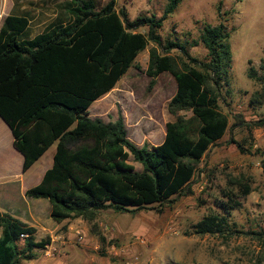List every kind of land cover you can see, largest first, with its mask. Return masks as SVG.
Masks as SVG:
<instances>
[{"label": "trees", "instance_id": "trees-1", "mask_svg": "<svg viewBox=\"0 0 264 264\" xmlns=\"http://www.w3.org/2000/svg\"><path fill=\"white\" fill-rule=\"evenodd\" d=\"M182 2L169 0L161 16L131 18L115 0L104 5L61 0L55 17L32 38L30 16L5 17L0 28V116L24 156V172L58 142L53 166L41 183L26 191L28 197L50 200L56 222L82 218L92 224L107 210L162 213L167 204L194 193L198 165L230 128L222 102L232 67V32L224 18L229 11L222 12L220 2L221 21L204 23L197 39L163 38L159 30ZM151 43L145 69L149 89L163 73L174 77L177 88L167 108L175 119L166 123L161 143L139 146L130 139L121 111L116 121L105 122L92 118L89 109L131 68L142 70L137 58ZM200 43L207 49L205 59L190 52ZM248 76L262 85L251 98L252 105H261L264 75L251 61ZM182 111L186 114H179ZM242 123L238 115L234 126ZM231 142L242 153L252 152L243 141ZM131 156L141 170L129 162ZM230 183L233 188L223 191L228 201H220L223 211L205 215L194 225V233L226 238L243 233L264 243V229L239 231L230 223V211L242 206L236 197L252 191L245 177ZM100 238L105 241L102 234ZM50 240L38 239L36 227L0 211V264H24Z\"/></svg>", "mask_w": 264, "mask_h": 264}, {"label": "rangeland", "instance_id": "rangeland-1", "mask_svg": "<svg viewBox=\"0 0 264 264\" xmlns=\"http://www.w3.org/2000/svg\"><path fill=\"white\" fill-rule=\"evenodd\" d=\"M60 1L0 0V28L7 15L26 14L31 18L29 33L34 35L44 22L55 17ZM96 1L104 5L110 0ZM115 1L119 8L128 10L131 18L142 14L161 16L169 2ZM220 2L222 12L229 11L224 18L232 32V67L222 102L230 128L198 165L192 181L194 193L167 204L162 213L145 210L132 215L107 210L100 212L92 224L82 218L68 220L54 240L47 235L51 239L47 248L36 249L35 258L24 264H264V243L251 236L237 233L226 238L194 233V225L205 215L223 211L220 201H228L223 191L233 186L231 179L241 177L251 181L252 191L242 197L235 188L242 206L230 211V223H235L239 231L264 229V103L251 104L252 95L262 85L248 76L250 61L264 75V0H183L159 32L163 38L173 40L197 39L204 23L217 25L221 21L217 11ZM152 46L153 43L137 58L142 70L131 68L118 82L115 101L105 114L106 119L116 120L121 111L130 139L139 146L162 142L166 123L175 119L167 108L177 88L174 77L163 73L149 89L145 69ZM190 52L200 59L207 57L201 43ZM238 115L245 123L234 126ZM259 121L263 123L257 124ZM231 139L243 141L252 152L242 153ZM129 162L137 170L142 169L132 156ZM37 236L47 237L41 233Z\"/></svg>", "mask_w": 264, "mask_h": 264}, {"label": "crops", "instance_id": "crops-1", "mask_svg": "<svg viewBox=\"0 0 264 264\" xmlns=\"http://www.w3.org/2000/svg\"><path fill=\"white\" fill-rule=\"evenodd\" d=\"M49 21L44 22L43 28L36 34L29 33V37L32 38L40 33ZM114 89L96 100L98 105L91 106L92 109L90 107L89 113L92 118L99 117L105 122H114L118 119H106L105 115L107 110H111L115 101ZM14 140L11 127L0 116V211L36 227L37 233H41L42 236L50 235L54 240L58 229L68 220L62 223L56 222L51 217L50 200L28 197L26 191L41 183L45 172L53 166L58 142H55L28 171L24 172V156L16 149Z\"/></svg>", "mask_w": 264, "mask_h": 264}, {"label": "built area", "instance_id": "built-area-1", "mask_svg": "<svg viewBox=\"0 0 264 264\" xmlns=\"http://www.w3.org/2000/svg\"><path fill=\"white\" fill-rule=\"evenodd\" d=\"M47 253H48V254H51L52 252H51V251H49V250H47Z\"/></svg>", "mask_w": 264, "mask_h": 264}]
</instances>
